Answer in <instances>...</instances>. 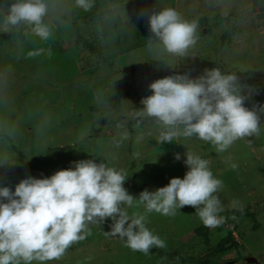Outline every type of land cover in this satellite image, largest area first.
Here are the masks:
<instances>
[{"label":"rangeland","instance_id":"374dc122","mask_svg":"<svg viewBox=\"0 0 264 264\" xmlns=\"http://www.w3.org/2000/svg\"><path fill=\"white\" fill-rule=\"evenodd\" d=\"M15 2L0 0V187L14 191L28 176L50 177L74 161L93 159L125 170L124 187L139 198L145 189L182 179L188 171L185 153L192 152L207 159L222 181L215 195L225 223L207 228V245L194 232L202 223L195 208L184 206L175 216L148 213L146 227L165 241L164 248H153L199 255L210 247L211 264H264V115L258 136L238 140L223 153L196 137L159 143L160 125L137 116L155 80L176 74L196 78L212 68L250 86L246 107L264 104V0H92L88 11L76 0H44L47 40L23 21L5 31ZM162 3L196 22V44L183 56L173 55L150 32L146 44L116 54L115 41L130 34L131 12H153ZM107 8L110 15L85 17ZM78 36L94 51L75 43ZM132 182L144 188L133 190ZM125 208L129 215L144 214L136 202ZM242 208L252 216L229 212ZM111 224L106 219L88 225L91 235L46 264H163L160 255L133 251L111 235Z\"/></svg>","mask_w":264,"mask_h":264},{"label":"clouds","instance_id":"9594fccd","mask_svg":"<svg viewBox=\"0 0 264 264\" xmlns=\"http://www.w3.org/2000/svg\"><path fill=\"white\" fill-rule=\"evenodd\" d=\"M76 5L85 11L93 6L92 0H76ZM47 11L44 0H17L10 6L5 31L23 21L47 40L51 35L43 22ZM149 27L170 54L183 56L196 44V22L184 20L173 8L153 12ZM149 88L152 94L141 99L143 108L137 116L160 125L159 143L196 137L223 153L236 141L261 132L264 104L246 107L251 88L234 74L212 68L196 78L188 74L159 78ZM185 156L188 171L182 179L171 178L155 191L145 189L139 198L124 187L125 170L93 159L74 161L73 167L50 177L28 176L14 191L0 187V264L58 261L73 244L91 235L88 225L106 219L112 220L111 235L145 254L165 247V241L146 227L148 213L175 216L177 209L191 206L205 227L221 226L225 217L219 213L224 209L215 193L222 181L213 175L207 159L192 152ZM175 159L180 160V154ZM134 202L144 207V214L129 215L125 206L131 208Z\"/></svg>","mask_w":264,"mask_h":264},{"label":"trees","instance_id":"16d2710c","mask_svg":"<svg viewBox=\"0 0 264 264\" xmlns=\"http://www.w3.org/2000/svg\"><path fill=\"white\" fill-rule=\"evenodd\" d=\"M166 8H171V5L161 4L157 7L158 10L153 12H159ZM99 10V9H98ZM97 9H93L89 13L85 15V17L90 18L91 20L99 18V15H110V10L107 8L103 10V13H99ZM105 12V13H104ZM151 11H137L133 10L129 17V25H130V34L123 35L115 41L116 44V54L128 52L134 48H137L143 44H146L150 40V27H149V16L153 13ZM73 31L77 32V29H73ZM75 32V33H76ZM77 35V33H76ZM77 37V36H76ZM82 43L85 45L89 51H94V47L86 38H82L78 36V39L75 43ZM113 52L111 53V56ZM160 76V75H159ZM131 187L133 190H141L144 188V185L137 184L135 182L131 183ZM232 217L246 216L251 217L252 214L249 212L247 208L242 209H229ZM229 222L232 221L229 220ZM195 234L202 237L204 243H208V232L207 227L201 223L198 227L194 229ZM208 245V244H207ZM149 253H156L162 257V263H176V264H211L215 261L213 250L210 247H207L205 252L199 255H190V254H180L176 251H167L160 250L156 248H152Z\"/></svg>","mask_w":264,"mask_h":264},{"label":"water","instance_id":"95a60500","mask_svg":"<svg viewBox=\"0 0 264 264\" xmlns=\"http://www.w3.org/2000/svg\"><path fill=\"white\" fill-rule=\"evenodd\" d=\"M247 260H252V261H254V259L253 258H246Z\"/></svg>","mask_w":264,"mask_h":264}]
</instances>
